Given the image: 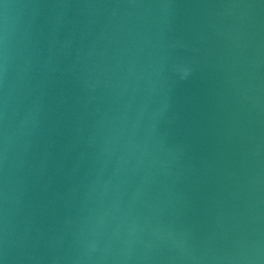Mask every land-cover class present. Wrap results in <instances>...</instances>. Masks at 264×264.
<instances>
[{
  "label": "water",
  "instance_id": "obj_1",
  "mask_svg": "<svg viewBox=\"0 0 264 264\" xmlns=\"http://www.w3.org/2000/svg\"><path fill=\"white\" fill-rule=\"evenodd\" d=\"M0 264H264V0H0Z\"/></svg>",
  "mask_w": 264,
  "mask_h": 264
}]
</instances>
